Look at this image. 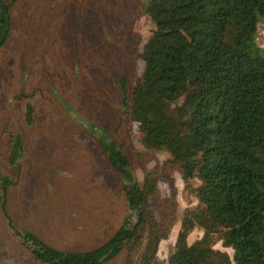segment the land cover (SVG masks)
Masks as SVG:
<instances>
[{"label":"trees","instance_id":"16d2710c","mask_svg":"<svg viewBox=\"0 0 264 264\" xmlns=\"http://www.w3.org/2000/svg\"><path fill=\"white\" fill-rule=\"evenodd\" d=\"M16 1L0 0V50L10 37L9 12ZM143 11L154 29L131 91L120 78L125 119L150 155H166L164 172L177 171L187 184L193 176L199 181L189 187L197 204L183 211L167 264H264V55H252L264 0H146ZM15 137L8 147L11 165L22 150ZM97 137L120 175L129 213L93 251L64 252L33 232L15 230L5 209L14 181L0 171L2 211L35 263L106 264L124 253L123 264H153L169 237L173 183L166 176L161 181L156 170L141 183L125 180L121 172L130 163L122 147L111 136ZM161 182L169 197L167 218L159 221L150 202ZM195 229L202 235L189 245ZM219 242L234 251L232 260L215 249Z\"/></svg>","mask_w":264,"mask_h":264},{"label":"rangeland","instance_id":"374dc122","mask_svg":"<svg viewBox=\"0 0 264 264\" xmlns=\"http://www.w3.org/2000/svg\"><path fill=\"white\" fill-rule=\"evenodd\" d=\"M146 0H17L9 12L11 33L0 50V171L11 177L6 213L15 230L30 231L46 244L85 253L101 246L127 217L122 182L97 145L106 133L122 147L130 163L122 178L142 182L155 171L173 183L169 237L163 240L153 264H167L174 249L180 219L195 207L189 187L177 171L164 172L166 155H150L138 142L134 124H127L123 94L141 76L142 46L153 23L144 14ZM254 57L264 55V20L256 33ZM253 48V49H254ZM105 72V73H104ZM34 105V123L27 127L23 108ZM22 134L23 157L8 162L10 134ZM166 174V175H165ZM187 184V185H186ZM169 190L150 205L159 221L166 219ZM202 232L195 229L191 245ZM215 249L232 260L234 251L221 242ZM125 254L106 264H123ZM0 264H38L14 236L0 205Z\"/></svg>","mask_w":264,"mask_h":264},{"label":"flooded vegetation","instance_id":"af4514ba","mask_svg":"<svg viewBox=\"0 0 264 264\" xmlns=\"http://www.w3.org/2000/svg\"><path fill=\"white\" fill-rule=\"evenodd\" d=\"M143 47V46H142ZM105 73V72H104ZM120 78H124V77H120ZM120 78L118 79V86H119V88H121V86H120V84H121V82H120ZM124 82V86H125V89H126V80H125V78H124V80H123ZM120 91H121V89H120ZM122 92V91H121ZM123 93V92H122ZM123 97H124V95H123ZM23 121H24V124L27 126V127H30V126H32L33 125V123H34V105H33V103L31 102V101H27V102H25V104H24V108H23ZM97 136H108L106 133H95ZM10 136H11V139H10V145L12 146L13 145V141L15 140V136H19L20 138H21V142H22V134L20 133V132H15L14 134H10ZM97 142H98V140H97ZM9 145V146H10ZM97 145H98V143H97ZM99 147V146H98ZM103 152V151H102ZM105 155V154H104ZM22 157H23V150H21V156L19 157V161L22 159ZM18 161V162H19Z\"/></svg>","mask_w":264,"mask_h":264}]
</instances>
